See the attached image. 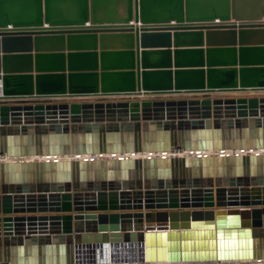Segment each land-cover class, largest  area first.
Listing matches in <instances>:
<instances>
[{
	"label": "water",
	"instance_id": "1",
	"mask_svg": "<svg viewBox=\"0 0 264 264\" xmlns=\"http://www.w3.org/2000/svg\"><path fill=\"white\" fill-rule=\"evenodd\" d=\"M206 261L264 264V0H0V264Z\"/></svg>",
	"mask_w": 264,
	"mask_h": 264
},
{
	"label": "crops",
	"instance_id": "2",
	"mask_svg": "<svg viewBox=\"0 0 264 264\" xmlns=\"http://www.w3.org/2000/svg\"><path fill=\"white\" fill-rule=\"evenodd\" d=\"M110 41L116 44L114 46H117V43L123 42V40H110ZM107 59L109 61H112V62H123L124 63V62H126L127 58L126 57H122V56H108ZM111 59H113V60H111ZM152 60L160 62V61L163 60V55L162 54H154L152 56ZM24 64H25V60L22 59V60L18 61V66L21 67V66H24ZM32 64L34 65V57H33V60H32Z\"/></svg>",
	"mask_w": 264,
	"mask_h": 264
},
{
	"label": "built area",
	"instance_id": "3",
	"mask_svg": "<svg viewBox=\"0 0 264 264\" xmlns=\"http://www.w3.org/2000/svg\"><path fill=\"white\" fill-rule=\"evenodd\" d=\"M146 264H168V263H146ZM177 264H215V263L212 261H206V262H194V263L187 262V263H177Z\"/></svg>",
	"mask_w": 264,
	"mask_h": 264
},
{
	"label": "bare ground",
	"instance_id": "4",
	"mask_svg": "<svg viewBox=\"0 0 264 264\" xmlns=\"http://www.w3.org/2000/svg\"><path fill=\"white\" fill-rule=\"evenodd\" d=\"M177 154H180V153H177Z\"/></svg>",
	"mask_w": 264,
	"mask_h": 264
}]
</instances>
